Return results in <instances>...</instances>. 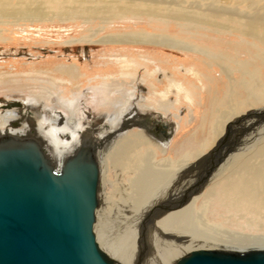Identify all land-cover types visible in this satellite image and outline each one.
<instances>
[{
  "label": "bare ground",
  "instance_id": "obj_1",
  "mask_svg": "<svg viewBox=\"0 0 264 264\" xmlns=\"http://www.w3.org/2000/svg\"><path fill=\"white\" fill-rule=\"evenodd\" d=\"M186 1L0 0L2 19L13 17L17 20H43L51 17L49 12L53 8L52 16L60 18H102L100 20L107 21L148 16L162 21L171 18L177 24L181 20L187 31L195 26L217 35L200 31L204 33V38L200 39L201 44L211 37H226V40L235 37V40L230 38L228 41V48L233 51L228 48L219 50L207 45L201 46L189 37L175 38L146 33L112 34L97 40L101 43L160 44L198 53L205 57L203 61L206 66L216 63L230 79L228 91L222 99L226 108L214 111L206 131L207 138L189 143L185 146L186 149L182 146L181 150H176L175 157L168 153L169 140L158 134L154 126L151 127L149 117L139 113L132 114L129 107L114 110L110 108L106 111L103 109L102 114L92 122L96 124L99 117L104 120L100 126L95 127L89 124L91 112L82 106L80 108L81 104L77 105L76 101H73L70 108L61 101L52 103L30 96L0 102V108L4 107L0 109V132L40 138L57 167L83 141L89 140L94 144L101 169V201L95 224L96 239L120 264H160L166 258L167 251L177 252V256L165 264H174L189 253L199 250L264 249V236H231L222 228L217 229L209 219L213 218L211 213L222 210L229 217L228 221L237 222L242 219L250 226H264V124L253 129L256 132L253 133L252 141L250 137H246L242 143H236L239 152L234 153L235 144L232 147L225 144L232 132L237 131L243 122L255 114L251 111L259 109L256 112H264V81H260L258 70V66L264 68V0H194L190 7H197L198 10L187 8L184 5ZM226 50H229L228 54ZM245 54L246 59L239 58ZM227 55L230 57L227 58ZM222 62H227V65ZM256 62L259 64L252 70L249 65L255 67ZM231 68H237L242 77L232 78ZM190 71L194 78L203 83L199 68L193 66ZM167 79L176 82L174 78ZM239 87L242 92L238 91ZM157 92L154 86V95ZM187 92L185 93L188 94ZM164 102H167L166 99L160 100V103ZM63 111L70 116L68 122L64 120V124L61 123ZM136 127L138 129H134ZM93 128L97 130L94 131ZM169 132L171 134L172 130ZM106 137L111 140L104 149ZM210 146L212 150L208 153L205 150ZM159 155L161 159H158ZM105 165L117 170L115 177L118 182L105 173ZM109 183L114 185L110 192L107 188ZM194 186L197 191L204 188L190 201L151 222L145 219L151 209L167 201H178ZM122 210L126 211L124 216L131 222L137 223L139 219H143L145 232L137 235V238L135 233L130 242L119 246L110 243L111 238L107 239L109 235L106 233V241H103L99 229L110 231L111 224L107 225L106 219L115 217ZM236 224L245 227V224ZM232 239L254 241L237 246ZM161 249L164 250L162 253L159 252ZM140 252L141 258L136 259Z\"/></svg>",
  "mask_w": 264,
  "mask_h": 264
},
{
  "label": "rangeland",
  "instance_id": "obj_2",
  "mask_svg": "<svg viewBox=\"0 0 264 264\" xmlns=\"http://www.w3.org/2000/svg\"><path fill=\"white\" fill-rule=\"evenodd\" d=\"M187 1L184 4L187 8L198 10L197 7H190L194 0ZM50 10H52L49 12L51 17L43 20L0 17V102L11 98L26 99L30 96L52 103L61 101L70 108L73 101H76L77 105L81 104L80 108L82 106L83 109L91 112L92 118L89 119V124L95 127L100 126L104 120L99 117L95 121L96 124L92 122L96 116L102 114L103 109L106 111L110 108L114 110L123 106L129 107L132 114L139 113L149 117L151 127L157 123L161 130L169 133L168 153L172 157H175L176 150H181L182 146L186 149L185 146L189 143L207 138L206 131L214 111L218 108H226L222 99L228 91L230 81L216 63L212 62V66L208 67L203 61L205 57L201 54L160 44L101 43L97 40L112 34L146 33L169 35L175 38L189 37L198 45L223 50L228 48L231 37H227V40L226 37L222 39L211 37L201 44L200 39L204 38L203 34L211 32H204L203 29L195 26L189 28L188 32L183 25L184 21L181 20L178 22L179 25L171 18L162 21L148 16L116 18L107 22L100 20L102 18L54 17L52 16L54 9L50 8ZM214 34L210 35L215 36ZM232 38L235 40V37ZM228 53L229 50L228 52L226 50V54ZM246 56L247 54L240 55L239 58L244 60ZM229 57L227 55V58ZM223 64L227 65V62ZM257 64L259 63L256 62L255 67L253 65L249 67L255 70ZM193 66L200 69L203 83L191 75L190 68ZM258 67L260 81H264V68ZM230 72L232 78L242 77L237 68H231ZM167 77L176 79V82L168 80ZM154 86L158 91L156 95L153 93ZM186 91L188 94L185 93ZM238 91L242 92V89L239 87ZM163 98L167 102L162 104L160 100ZM258 110L251 111L255 114L227 138L225 143L227 146L232 147L235 144L234 153L239 152L236 147L237 142L242 143L246 137H250L252 141L253 133L256 132L253 129L260 128L264 124V112H256ZM63 113L62 124L68 122L70 118L67 112L63 111ZM164 125L168 127L164 128ZM106 138L104 149L111 140L109 137ZM248 145L249 142L246 143V146ZM211 150L210 146L205 151L210 153ZM161 158L159 155L158 159ZM105 166V173L107 172L110 178L118 182L115 177L117 170L113 166ZM107 188L110 192L114 185L109 183ZM125 212V210L119 211L115 217L106 219L107 225L111 224L110 229L113 231L99 229L103 241H106L107 234L109 235L107 239L111 238L110 243L119 246L130 242L131 236L133 237L135 233L137 238V235L140 236L145 232L143 219H139L138 224L136 221L131 222L124 216ZM223 212L217 210L210 214L213 217L209 218L210 222L217 229L222 228L228 235L235 237H241L243 234L246 237L264 236V226H250L242 219L237 222L228 221L229 217ZM236 223L245 224V227ZM232 240L237 246H244L254 241V239L251 242ZM161 250L159 252L162 253L164 250ZM166 254V258H163L160 264L169 263L177 256V252L167 251ZM141 256L142 253L136 259H140Z\"/></svg>",
  "mask_w": 264,
  "mask_h": 264
},
{
  "label": "water",
  "instance_id": "obj_3",
  "mask_svg": "<svg viewBox=\"0 0 264 264\" xmlns=\"http://www.w3.org/2000/svg\"><path fill=\"white\" fill-rule=\"evenodd\" d=\"M156 132L164 139L169 134ZM100 170L89 140L57 167L40 138L0 132V264H120L96 239ZM197 193L194 186L145 219L151 222ZM174 264H264V249L199 250Z\"/></svg>",
  "mask_w": 264,
  "mask_h": 264
},
{
  "label": "flooded vegetation",
  "instance_id": "obj_4",
  "mask_svg": "<svg viewBox=\"0 0 264 264\" xmlns=\"http://www.w3.org/2000/svg\"><path fill=\"white\" fill-rule=\"evenodd\" d=\"M150 123H151V122H150ZM159 126H160V125H158L157 123L154 125V128H155L156 131H157V128H160ZM196 183H197V182H196ZM186 184H187V183H186ZM186 184H185V185H186ZM197 184H198V183H197ZM197 184H196V185H197ZM189 190H190V189H189Z\"/></svg>",
  "mask_w": 264,
  "mask_h": 264
},
{
  "label": "crops",
  "instance_id": "obj_5",
  "mask_svg": "<svg viewBox=\"0 0 264 264\" xmlns=\"http://www.w3.org/2000/svg\"><path fill=\"white\" fill-rule=\"evenodd\" d=\"M249 141H247L246 143L248 144Z\"/></svg>",
  "mask_w": 264,
  "mask_h": 264
}]
</instances>
